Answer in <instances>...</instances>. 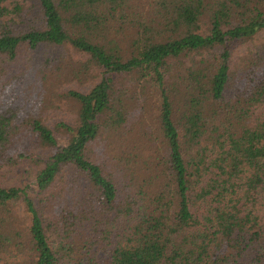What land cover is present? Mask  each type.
<instances>
[{"label":"trees","instance_id":"obj_1","mask_svg":"<svg viewBox=\"0 0 264 264\" xmlns=\"http://www.w3.org/2000/svg\"><path fill=\"white\" fill-rule=\"evenodd\" d=\"M39 46L72 109L0 91V264H264V0H0V87Z\"/></svg>","mask_w":264,"mask_h":264},{"label":"rangeland","instance_id":"obj_2","mask_svg":"<svg viewBox=\"0 0 264 264\" xmlns=\"http://www.w3.org/2000/svg\"><path fill=\"white\" fill-rule=\"evenodd\" d=\"M51 51L49 48L44 46H39L35 50L28 51L27 48L21 49L19 54V61L16 68L10 69L7 64L5 65V73L2 74L3 85L0 91H5V93L22 104V111L30 110L31 112L34 109H42L45 107H50L49 117L53 118V111L57 115L55 118H67V113L69 109H72V103L68 100L67 97L59 100L58 97L52 99L51 95L45 93L50 81L45 80L46 77H42L39 70L43 72H50L52 65L44 64V59L46 57L52 58L51 54L48 55V52ZM56 55V50L51 51ZM50 75V74H49ZM4 98V95H2ZM53 101L52 103H50ZM60 142L64 141V137H59ZM26 180L29 183H33L32 177H29Z\"/></svg>","mask_w":264,"mask_h":264}]
</instances>
